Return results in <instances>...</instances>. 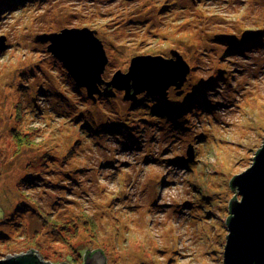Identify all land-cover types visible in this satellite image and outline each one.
Returning a JSON list of instances; mask_svg holds the SVG:
<instances>
[{"label": "rangeland", "instance_id": "rangeland-1", "mask_svg": "<svg viewBox=\"0 0 264 264\" xmlns=\"http://www.w3.org/2000/svg\"><path fill=\"white\" fill-rule=\"evenodd\" d=\"M72 28L96 31L106 82L135 57L183 56L189 99L162 110L186 111L125 90L93 101L36 41ZM256 30L240 49L213 41ZM3 37L0 260L223 264L231 180L264 142V0H0Z\"/></svg>", "mask_w": 264, "mask_h": 264}, {"label": "water", "instance_id": "water-1", "mask_svg": "<svg viewBox=\"0 0 264 264\" xmlns=\"http://www.w3.org/2000/svg\"><path fill=\"white\" fill-rule=\"evenodd\" d=\"M261 30L246 31L242 42L254 39ZM96 31L89 28L64 29L36 38L37 42L49 44L47 50L65 67L70 77L79 88H86L88 97L95 101V95L102 93L113 96L112 90L98 88L105 85L102 75L108 65V57L102 41ZM221 42H237L235 35H221L216 38ZM5 38H0V51L5 49ZM176 60L160 56H139L131 61L128 73L117 71L108 86L125 90L126 101L137 102L138 95L147 93L167 100L168 90L175 87L181 90L190 72L183 57L174 53ZM172 54V55H173ZM133 89V93L132 90ZM182 91L178 92V95ZM193 159L192 150L187 152ZM231 188L238 191L240 199L230 202V216L227 219L228 236L224 248L223 264H264V142L256 152L249 169L234 176ZM0 264H52L40 259L36 250L28 253L8 256ZM60 264H68L61 262ZM84 264H107L100 249L84 254Z\"/></svg>", "mask_w": 264, "mask_h": 264}, {"label": "flooded vegetation", "instance_id": "flooded-vegetation-1", "mask_svg": "<svg viewBox=\"0 0 264 264\" xmlns=\"http://www.w3.org/2000/svg\"><path fill=\"white\" fill-rule=\"evenodd\" d=\"M256 28H259V27H256ZM261 29V28H260ZM246 30V29H245ZM234 33H232V34H230V35H233ZM241 37H238V40H237V42H234V43H236V44H234L235 46V49H240V48H242L245 44H249L250 42L251 43H255V42H257V41H259V40H261V37H260V35L258 36V37H256V38H254V39H251V40H247V41H245V42H242V38H243V35H240ZM215 41H217L216 40V37H215ZM217 42H219V41H217ZM216 42V43H217ZM219 43H221V45L222 46H224L225 44H226V42H219ZM191 70V69H190ZM132 91V93H133V89L131 90ZM180 91H182L179 95H178V92H179V90H178V92H177V89L175 88V87H171V88H169V90H168V97H167V100L165 101V100H162L161 98H159V97H157V96H150L149 94H147V93H142V94H140V95H138V97H137V102H139V100H140V98L139 97H144L145 99H143L145 102H150V100L151 101H153V99L156 101L155 103H157L158 105L156 106L157 108H159L155 113H160V114H162V112H166L165 114L167 115V114H169V115H171L172 117H174L173 116V114H174V112H177V111H175L174 109H176V108H182V107H179V105H181V104H174L175 106H173V107H171V108H169V110L168 111H166V110H162V105H167V104H169V103H171V102H174L175 100H173L172 99V97L174 96V94L176 93V95L175 96H177V97H179V99H183L184 100V98H185V100H188L189 98H187V97H183L186 93H185V89H184V87H182V89L180 90ZM100 96V95H99ZM178 100V99H177ZM137 102H134V103H136L137 104ZM185 102V101H184ZM155 107V106H154ZM183 109V111L181 112V113H183V112H185L186 111V109H184V108H182ZM177 116H179V115H177ZM256 154V153H255ZM187 157H188V155H187ZM182 161H185V162H187V161H189V157L186 159V158H183V159H181Z\"/></svg>", "mask_w": 264, "mask_h": 264}, {"label": "bare ground", "instance_id": "bare-ground-1", "mask_svg": "<svg viewBox=\"0 0 264 264\" xmlns=\"http://www.w3.org/2000/svg\"><path fill=\"white\" fill-rule=\"evenodd\" d=\"M244 33V32H243ZM228 35V34H227ZM241 35H243V34H241ZM214 40V42H217V41H219V40H217V41H215V38H213ZM219 42H221V41H219ZM219 42H217L219 45H221V43H219ZM173 51V50H172ZM173 53H171V57H166V59H168V60H171V61H173V60H176V57L174 56V54L172 55ZM146 56H150V55H146ZM153 57H157V56H153ZM183 57V56H182ZM184 58V57H183ZM223 60V59H222ZM222 60H220V62L222 63ZM224 61V60H223ZM108 65H109V63H108ZM107 65V66H108ZM106 66V67H107ZM106 82V81H105ZM108 84V82H106L105 83V85L103 84V85H98V88L103 92L105 89L106 90H112L113 91V94H114V90H116V92L117 91H121V90H117L116 88H113L112 86H108L107 85ZM85 90H86V92H87V89L86 88H84ZM116 94H114L113 96H115ZM253 160V159H252ZM253 164V163H252ZM230 207H231V205H229V207L227 208V210H228V213L230 214ZM230 216V215H229ZM139 254V253H138ZM139 255H141V254H139ZM138 258H141V257H138ZM148 262V261H147ZM148 263H151V262H148Z\"/></svg>", "mask_w": 264, "mask_h": 264}, {"label": "trees", "instance_id": "trees-1", "mask_svg": "<svg viewBox=\"0 0 264 264\" xmlns=\"http://www.w3.org/2000/svg\"><path fill=\"white\" fill-rule=\"evenodd\" d=\"M150 102H151V100H150ZM156 101L153 99V105L155 106H157L158 104L157 103H155ZM182 108H184V107H182ZM182 108H176V109H174L175 111H177V112H174V113H177V114H180L182 111H183V109ZM185 109V108H184ZM254 161V160H253ZM230 205V204H229Z\"/></svg>", "mask_w": 264, "mask_h": 264}]
</instances>
